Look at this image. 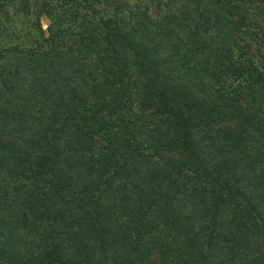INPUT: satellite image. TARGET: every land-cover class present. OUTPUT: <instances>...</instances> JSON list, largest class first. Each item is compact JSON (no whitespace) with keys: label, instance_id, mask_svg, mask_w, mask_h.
I'll list each match as a JSON object with an SVG mask.
<instances>
[{"label":"trees","instance_id":"1","mask_svg":"<svg viewBox=\"0 0 264 264\" xmlns=\"http://www.w3.org/2000/svg\"><path fill=\"white\" fill-rule=\"evenodd\" d=\"M0 264H264V0H0Z\"/></svg>","mask_w":264,"mask_h":264},{"label":"rangeland","instance_id":"2","mask_svg":"<svg viewBox=\"0 0 264 264\" xmlns=\"http://www.w3.org/2000/svg\"><path fill=\"white\" fill-rule=\"evenodd\" d=\"M47 23H48L47 19L46 18H42V26H43V28H46Z\"/></svg>","mask_w":264,"mask_h":264}]
</instances>
